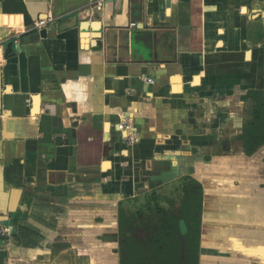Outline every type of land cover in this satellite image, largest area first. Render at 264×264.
Wrapping results in <instances>:
<instances>
[{
  "label": "crops",
  "instance_id": "1",
  "mask_svg": "<svg viewBox=\"0 0 264 264\" xmlns=\"http://www.w3.org/2000/svg\"><path fill=\"white\" fill-rule=\"evenodd\" d=\"M96 1L0 0V264H119L120 205L182 178L200 264H264V0Z\"/></svg>",
  "mask_w": 264,
  "mask_h": 264
},
{
  "label": "trees",
  "instance_id": "2",
  "mask_svg": "<svg viewBox=\"0 0 264 264\" xmlns=\"http://www.w3.org/2000/svg\"><path fill=\"white\" fill-rule=\"evenodd\" d=\"M243 101L253 102L252 119L237 141L252 156L264 146V92L250 91ZM178 183V199L155 191L120 205L119 264H200L203 189L192 178ZM132 202L137 210L128 208Z\"/></svg>",
  "mask_w": 264,
  "mask_h": 264
},
{
  "label": "rangeland",
  "instance_id": "3",
  "mask_svg": "<svg viewBox=\"0 0 264 264\" xmlns=\"http://www.w3.org/2000/svg\"><path fill=\"white\" fill-rule=\"evenodd\" d=\"M253 105L254 104L251 102L250 105H248V108L246 109V111L248 113V115L246 117L247 121L252 119L251 114H252ZM235 142H236V140H235ZM178 189H179V183H177L175 185H172V186L168 185L167 187H164L163 189H159L157 192L159 193V195H161L162 199L165 198V197H171L172 198L173 196H175V199L176 198L178 199V197H179V194L177 192ZM142 201H143V199H142ZM178 202H179V200H178ZM138 205H139V203L136 204V203L132 202L130 205H128V208H130L132 210H134V209L137 210ZM111 230L113 231V229H111ZM116 236H117V242H118V246H119V242H120L119 230H117ZM114 259H117V261H118L119 260V255L116 254Z\"/></svg>",
  "mask_w": 264,
  "mask_h": 264
},
{
  "label": "built area",
  "instance_id": "4",
  "mask_svg": "<svg viewBox=\"0 0 264 264\" xmlns=\"http://www.w3.org/2000/svg\"><path fill=\"white\" fill-rule=\"evenodd\" d=\"M103 5H104V0H98L96 1L93 5L90 6L89 8V12L91 14V16H93L94 12H101L103 9ZM46 26V23L44 21H41L37 24L38 28H44ZM128 126L125 122H122L121 124L118 125V130L119 131H124L125 129H127Z\"/></svg>",
  "mask_w": 264,
  "mask_h": 264
}]
</instances>
